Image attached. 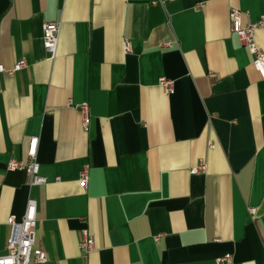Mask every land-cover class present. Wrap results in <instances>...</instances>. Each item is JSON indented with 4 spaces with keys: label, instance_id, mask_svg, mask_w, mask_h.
Listing matches in <instances>:
<instances>
[{
    "label": "crops",
    "instance_id": "crops-1",
    "mask_svg": "<svg viewBox=\"0 0 264 264\" xmlns=\"http://www.w3.org/2000/svg\"><path fill=\"white\" fill-rule=\"evenodd\" d=\"M151 1L0 0V64L27 62L0 72V255L30 197L41 264H264V79L229 18L257 21L264 0ZM255 41L264 51V27ZM34 137L47 182L30 186L7 162Z\"/></svg>",
    "mask_w": 264,
    "mask_h": 264
},
{
    "label": "built area",
    "instance_id": "built-area-1",
    "mask_svg": "<svg viewBox=\"0 0 264 264\" xmlns=\"http://www.w3.org/2000/svg\"><path fill=\"white\" fill-rule=\"evenodd\" d=\"M163 2V0H152V4ZM247 15V12L231 8L229 10V18L231 28L238 36L241 44L249 50L253 60L252 65L261 79H264V51L257 45L255 41V30L259 27H264V14L257 21H248L243 23L242 18ZM60 26L58 22L50 21L42 25L43 46L48 53V58L53 59L56 55L58 36ZM169 45V44H168ZM123 51L130 52V40L123 41ZM27 66L24 59L18 60L10 69L5 68L0 64V72L13 74ZM159 85L167 94L173 93V81L166 77L158 79ZM75 108L81 116V126L83 130H87L90 123L89 105L87 102H81L75 105ZM37 138H31L27 151V159H10L7 162L8 170H24L29 175V185H43L46 178L39 174V163L36 158ZM212 146V144H210ZM205 163L201 162L190 170L191 173L204 171ZM58 180V178H56ZM79 185L87 188L88 184V168L84 167L78 177ZM255 208H248V213L251 218L255 215ZM7 223L10 226V234L7 239L5 250L6 252L0 255V264H41L47 260L45 251L41 247H35V224H36V201L33 198H28L23 216L17 220L14 216L7 218ZM159 236L155 237L158 240ZM79 248L83 253H89L94 250L95 242L93 236L87 229L82 230V239L79 242ZM230 262V255L225 254L215 258V264H225Z\"/></svg>",
    "mask_w": 264,
    "mask_h": 264
}]
</instances>
